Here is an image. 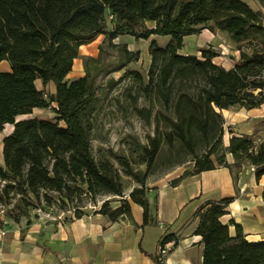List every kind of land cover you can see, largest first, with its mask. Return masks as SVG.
<instances>
[{
  "label": "trees",
  "instance_id": "trees-1",
  "mask_svg": "<svg viewBox=\"0 0 264 264\" xmlns=\"http://www.w3.org/2000/svg\"><path fill=\"white\" fill-rule=\"evenodd\" d=\"M258 1L263 10L242 0H0V64H10V71L0 72V132L6 124L14 125L3 140L0 205H10L17 197L27 199L28 206L45 202L48 209L57 202L60 210L80 218L85 206L78 203L89 199L97 205L100 195H113L122 198L121 205L115 208L107 200L97 212L118 221L131 217L126 175L140 185L129 197L144 208L149 224L147 183L164 142L172 146L179 141L193 155V169L173 185L218 166L236 177L235 168L248 165L258 178L263 176L264 142L255 135L234 136L226 149L225 121L218 111L264 103V0ZM204 29L225 32L236 43V66L218 65L220 51L212 46L202 48L199 56L180 53L185 38ZM126 35L151 40L146 77L128 68L140 59V52L117 41ZM99 36L104 38L98 55L83 59L85 74L68 80L81 47ZM156 37L169 41L162 46ZM125 69L124 78H133L140 95L161 102L171 113L164 115L167 129L155 116V134L144 148V171L135 170L127 156L115 152L98 158L93 148L104 88H115L118 81L112 75ZM38 80L45 87L54 82L56 92L48 95L39 89ZM134 102L137 115L151 123L154 106L139 107L137 97ZM35 108L52 109L56 118L16 121ZM228 152L233 163L227 160ZM230 202L212 201L194 214L199 220L195 234L204 244L203 264H264V241L250 242L237 223L232 236L230 226L222 222ZM10 214L20 220L13 211ZM168 241L177 246L180 237L170 234L161 243ZM156 261L163 264L157 256Z\"/></svg>",
  "mask_w": 264,
  "mask_h": 264
},
{
  "label": "crops",
  "instance_id": "crops-1",
  "mask_svg": "<svg viewBox=\"0 0 264 264\" xmlns=\"http://www.w3.org/2000/svg\"><path fill=\"white\" fill-rule=\"evenodd\" d=\"M242 1L254 10H263L258 0ZM198 36L205 45L203 48L212 46L220 51V56L215 59L218 65L231 69L239 63L240 52L227 33L204 29ZM221 38L227 39L221 41ZM202 47L199 46L196 55H200ZM229 47L234 50L231 58L226 55ZM180 53L184 54L182 49ZM77 60L68 80L85 74L79 65V76L73 75ZM8 71L10 64L5 60L0 64V72ZM37 86L50 95L56 92L54 82L45 87L38 80ZM218 111L225 121L223 145L226 149L234 136L255 135L259 142H264V103L252 109L234 106ZM7 125L10 126L7 134H4L6 128L0 132V163L1 160L4 162L3 140L14 130L13 124ZM227 160L234 162L229 152ZM187 170L181 169L158 180L148 179L147 195L152 218L149 224H145L144 208L128 196L131 217L118 221L97 212L101 203L94 205L95 209H84L85 215L80 218L73 213L67 218L49 214V219L42 216L29 225L0 226L4 264H158V248L162 239L170 234L179 236L180 241L163 264H203L204 244L202 237L195 234L199 220L194 218V214L205 204L223 199H231L225 209L226 214L221 218L230 226L231 235H236L234 223H237L247 240L264 241V175L258 178L255 169L247 165L235 177L229 168L218 166L189 175L173 185L172 181ZM111 204L116 208L121 201Z\"/></svg>",
  "mask_w": 264,
  "mask_h": 264
},
{
  "label": "rangeland",
  "instance_id": "rangeland-1",
  "mask_svg": "<svg viewBox=\"0 0 264 264\" xmlns=\"http://www.w3.org/2000/svg\"><path fill=\"white\" fill-rule=\"evenodd\" d=\"M109 23V29L112 28L111 20L112 17L109 15L107 17ZM151 25V24H149ZM202 32V31H201ZM194 34L188 36L185 39V46L182 48L184 54H198L199 46L202 45L203 41L199 34ZM104 36H99L97 39L87 45L81 47L80 57L76 61V68L73 75L79 76V65L84 69L83 59L85 56H97L99 53V45L102 42ZM159 44L162 46L166 45L169 41V37H156ZM227 38H221L223 41ZM118 42L128 43L129 48L134 51L140 52V59L137 62L129 64V69L139 70L146 77L151 64V55L149 52L151 40L136 39L133 36H122L117 39ZM203 48V47H202ZM233 49L229 47L227 50V58H231L233 54ZM125 70L116 72L112 75L118 84L115 88L110 89L105 86L102 100V110L98 121V130L96 133V138L93 141V148L96 156L100 158L103 155H109L110 152H115L121 155L127 156L132 166L135 170L146 169V164L143 162L144 148L148 145L149 137L154 136L155 129L157 126L156 115L160 118V124L163 129H167V121L164 119L167 117V108L161 102L154 100L151 102L148 98L140 95L137 83L132 77L124 78ZM75 76V77H76ZM39 86V84H38ZM50 95L49 93H47ZM134 97L138 98L139 107H149L154 106V113L151 118V123L145 122L134 110ZM160 114V115H159ZM30 118H42L51 119L56 118V114L52 109H40L37 108L33 110L31 114L20 115L16 118V121ZM6 130L4 134H7L10 126L5 125ZM3 132V131H2ZM11 131L10 133H12ZM9 133V134H10ZM204 151L201 145H198V154H202ZM215 159V156L213 157ZM1 160L0 164H3ZM118 166V164H116ZM193 167V155L181 145L179 141H176L174 145L170 146L167 142H164L161 151L158 155L156 163L153 167L152 174L150 177L152 179H162L173 175L174 172L181 169L187 168V171H191ZM243 168V167H242ZM242 168H235L236 174ZM149 177V178H150ZM123 182L125 185V197H128L130 192L140 185L135 182L132 178L124 175ZM121 197L113 195H100L98 197L97 206L105 201L110 200L121 201ZM24 201H28L25 199ZM19 201V197L12 201V204L3 206L0 205V226L5 227L10 224L23 223V225L32 224L35 219L41 218L42 216L49 219L50 216L61 215L63 218L70 217L73 211H62L58 208V203L54 205L51 209L44 206L45 202L38 204L34 202L31 206H28L26 202ZM77 200L72 203V205L77 204ZM81 203V202H80ZM79 205L85 206L84 209H95L94 204L89 200L85 199ZM36 205L40 206L42 209L38 208ZM11 211L15 216L19 217V221H15L13 216H11ZM26 214V215H25Z\"/></svg>",
  "mask_w": 264,
  "mask_h": 264
},
{
  "label": "built area",
  "instance_id": "built-area-1",
  "mask_svg": "<svg viewBox=\"0 0 264 264\" xmlns=\"http://www.w3.org/2000/svg\"><path fill=\"white\" fill-rule=\"evenodd\" d=\"M253 169H255V168L253 167ZM2 234L4 235L5 232L3 231ZM175 247H176L175 246V241H168V242H165L164 244L161 243L159 248H158V252H157L158 260L160 262H164L166 257L173 251V249ZM0 264H4L2 247H0Z\"/></svg>",
  "mask_w": 264,
  "mask_h": 264
}]
</instances>
